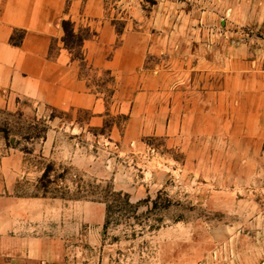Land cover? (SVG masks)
Returning <instances> with one entry per match:
<instances>
[{"label": "rangeland", "instance_id": "374dc122", "mask_svg": "<svg viewBox=\"0 0 264 264\" xmlns=\"http://www.w3.org/2000/svg\"><path fill=\"white\" fill-rule=\"evenodd\" d=\"M64 1L82 35L151 37L136 135L116 78L74 39L103 121L26 99L0 108V158L23 163L18 193L54 199L66 263L264 264V0Z\"/></svg>", "mask_w": 264, "mask_h": 264}, {"label": "crops", "instance_id": "0c3cea01", "mask_svg": "<svg viewBox=\"0 0 264 264\" xmlns=\"http://www.w3.org/2000/svg\"><path fill=\"white\" fill-rule=\"evenodd\" d=\"M66 17L71 16L64 0H0V108L26 99L52 109L88 110L94 122L103 121L110 107L91 91L81 62L65 47L61 23ZM17 33L22 37L16 43ZM99 38L84 43L83 61L116 78L118 110L131 113L126 134L134 135L139 100L151 83L146 74L151 37L128 32L117 45L118 35L106 25ZM22 170V162L0 158V264H67L65 239L46 220L54 199L18 193Z\"/></svg>", "mask_w": 264, "mask_h": 264}, {"label": "trees", "instance_id": "16d2710c", "mask_svg": "<svg viewBox=\"0 0 264 264\" xmlns=\"http://www.w3.org/2000/svg\"><path fill=\"white\" fill-rule=\"evenodd\" d=\"M62 28L64 30L65 36L63 38L64 44L66 49H68L70 52H72L73 48L71 46V42L74 39L75 44H77V47L82 50L84 43L89 40L92 36L90 34L82 35L81 31L77 32L75 29V24L70 20H63L62 22ZM81 57V60H83V57ZM79 57V58H80ZM109 210V208H108ZM107 226V224H106Z\"/></svg>", "mask_w": 264, "mask_h": 264}]
</instances>
